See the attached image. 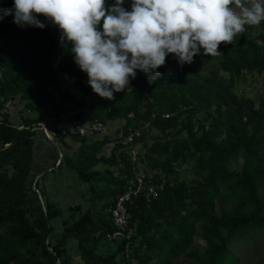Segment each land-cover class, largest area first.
I'll return each instance as SVG.
<instances>
[{
    "label": "trees",
    "instance_id": "1",
    "mask_svg": "<svg viewBox=\"0 0 264 264\" xmlns=\"http://www.w3.org/2000/svg\"><path fill=\"white\" fill-rule=\"evenodd\" d=\"M113 3L105 0V7ZM13 4L0 0V8ZM132 4L125 0L123 6L131 10ZM40 19L43 29L21 28L12 15L0 21V264H71L67 245L74 238L81 264H178L180 258L185 264H241L240 242L248 233L264 232V98L258 104L236 88L246 72L264 75V21L246 25L231 44L222 43L218 56L201 50L193 61L215 64L205 73L193 62L176 64L169 53L153 83L151 73L137 70L125 91L107 99L93 92L73 59L71 42L60 43L59 26ZM12 101L36 111L23 109L14 118L7 110ZM91 119L122 125L114 138L71 137L79 146L70 153L61 126ZM43 122L59 137L64 148L59 153L65 151L58 168L93 194L91 206L69 208L73 213L61 230L53 221L65 211L34 174ZM136 128L140 136L125 143ZM114 141L106 156L103 147ZM101 163L108 167L97 168ZM137 170L153 173L158 195L151 200L140 195L129 204L136 228L129 247L116 242L115 251L100 254V243L115 231L110 208L134 186ZM33 183L45 197L38 215L30 207L31 196L38 199ZM97 200L105 202L97 208ZM196 237L205 242L202 251L194 247Z\"/></svg>",
    "mask_w": 264,
    "mask_h": 264
},
{
    "label": "clouds",
    "instance_id": "2",
    "mask_svg": "<svg viewBox=\"0 0 264 264\" xmlns=\"http://www.w3.org/2000/svg\"><path fill=\"white\" fill-rule=\"evenodd\" d=\"M124 2L106 8L105 0H14L11 8H0V21L12 15L21 28L43 29V16L58 25L60 43L71 42L73 59L93 92L107 99L125 91L137 70L151 73L153 83L169 53L180 66L201 50L218 56L222 43L231 44L246 25L264 21L261 0H133L131 10Z\"/></svg>",
    "mask_w": 264,
    "mask_h": 264
},
{
    "label": "rangeland",
    "instance_id": "3",
    "mask_svg": "<svg viewBox=\"0 0 264 264\" xmlns=\"http://www.w3.org/2000/svg\"><path fill=\"white\" fill-rule=\"evenodd\" d=\"M262 3H264V0H261ZM234 7V6H233ZM193 63L202 68V72L205 73L207 68L213 67L215 64L213 62H206L201 63L199 61H193ZM177 64V62H176ZM246 80H242L237 85L236 91L238 94L247 96L249 98H252L256 101V103H260L261 99L264 98V75L259 74H251L246 72L245 73ZM70 87L76 89L73 85H70ZM36 107V105L34 106ZM25 109L27 113L33 114L35 113L36 109L32 110L27 107H25L24 103H15V102H9L7 106V110L12 113L14 118H18V116L21 115L22 110ZM40 114V113H39ZM43 114V113H41ZM120 121H116L115 123H107L105 126V132L98 133V134H91L90 137L93 136V138H99L103 139L105 136H111L114 138L116 136V130L122 125V123H119ZM43 127L39 130L41 136H45L47 139L42 138L44 142H42V146L39 145L38 149H43V151L54 153L57 157L55 161L48 160L46 164L39 170L36 168L34 174L36 175V178L38 176V173L41 172V170L47 169L44 175H39V182L40 187L45 189L47 192V195L50 197L52 201L57 202L59 206H61L65 214L62 217H59L58 219L53 221V224L58 228V230L62 229V220L69 215H72V211H70V207L76 206L78 204H81L84 206V208H87L91 206V198H92V192L86 188L85 184L80 182L79 180L72 179V176L70 173L64 168L60 169L58 168V164L60 162V158H62L63 154L59 153V144L61 143L59 141L58 136H54V140L57 142H54V145L50 146V139L47 137L42 130ZM154 134L152 133L149 136L152 137ZM49 140V141H48ZM68 144L71 145L73 148L70 150V153H74L75 149L79 146V143L72 141L71 138L66 139ZM53 141V140H52ZM50 143V144H49ZM62 144V143H61ZM115 145V141L112 143H108L103 147V153L106 156H109L111 154V150L113 146ZM142 147V145H141ZM55 162V163H53ZM139 167L141 168L142 164L140 161H138ZM241 164V160L238 162V165ZM54 165V166H53ZM108 165L106 164H99L97 168L105 169ZM188 166H184L182 172H184V176L189 174V171L185 168ZM115 173H117L116 167H112ZM53 170V171H52ZM106 183H103L105 185ZM33 191L37 192L38 199L36 195L31 196V203L30 207L32 208V212H34L36 215H38L42 209L45 208V197L42 194V190H38L35 186V183H33ZM109 200H112L111 198ZM108 200V201H109ZM105 200H97L95 207L99 208L103 205ZM108 211V209H107ZM80 215L79 212H76L73 214L74 218H78ZM117 243L113 241H103L100 243V248L98 252L100 254H108L116 250ZM195 249L198 251H202L205 248V242L200 238L196 237V243H195ZM77 249V240L74 238L68 242L67 245V252L69 251L70 254L74 257L71 264H81L79 259L77 258L76 254ZM238 255L241 257V264H264V232L263 233H248L245 239L240 242V245L236 249ZM185 258H180L178 260V264H185Z\"/></svg>",
    "mask_w": 264,
    "mask_h": 264
},
{
    "label": "built area",
    "instance_id": "4",
    "mask_svg": "<svg viewBox=\"0 0 264 264\" xmlns=\"http://www.w3.org/2000/svg\"><path fill=\"white\" fill-rule=\"evenodd\" d=\"M169 116V115H165ZM45 134L54 140L55 133L48 128L45 122L41 123ZM106 124L99 119L91 120H74L60 128V132L65 137H84L90 134H98L105 132ZM139 129H133L125 138V143L131 144L135 138L140 136ZM117 141H115L116 143ZM138 146L132 148L134 159H138ZM153 173L148 174L144 170H137L136 180L133 187H130L125 193L121 194L115 199L114 205L110 208L112 214L115 231L107 234V240L113 242L127 241L126 248L129 247V241L136 233V228L131 225V214L129 211V204H132L134 199L140 195H144L151 200L158 195L156 186L152 183Z\"/></svg>",
    "mask_w": 264,
    "mask_h": 264
},
{
    "label": "crops",
    "instance_id": "5",
    "mask_svg": "<svg viewBox=\"0 0 264 264\" xmlns=\"http://www.w3.org/2000/svg\"><path fill=\"white\" fill-rule=\"evenodd\" d=\"M44 137V139H47L44 135L43 136H41V134H40V136H39V139L37 140V144H36V150H35V153H36V161H35V168H37L38 170L40 169V168H42L43 166H44V164H46L47 163V161L48 160H55L56 159V155L54 154V153H52L51 154V152H45V151H43V149H41V153H40V150L38 149V147H39V145H41L42 146V142H44L43 140H42V138ZM48 137V136H47ZM51 139V138H50ZM49 141V140H48ZM52 142V143H51ZM54 142H57L56 140H51L50 141V146H52V145H54ZM58 143V142H57ZM55 146V145H54ZM59 151L61 152V149L63 150L64 148H63V145L60 143L59 144ZM58 151V152H59ZM45 172H46V169H44V170H41V172H39V174H38V176H37V178H36V180L37 179H39V175L41 176V175H44L45 174ZM46 175V174H45ZM44 175V176H45Z\"/></svg>",
    "mask_w": 264,
    "mask_h": 264
},
{
    "label": "water",
    "instance_id": "6",
    "mask_svg": "<svg viewBox=\"0 0 264 264\" xmlns=\"http://www.w3.org/2000/svg\"><path fill=\"white\" fill-rule=\"evenodd\" d=\"M37 180H38V179H37ZM37 180H36V181H37Z\"/></svg>",
    "mask_w": 264,
    "mask_h": 264
}]
</instances>
